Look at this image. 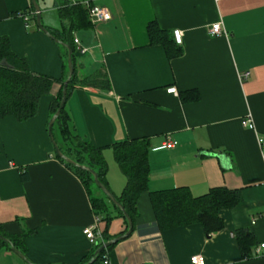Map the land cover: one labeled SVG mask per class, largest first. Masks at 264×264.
Instances as JSON below:
<instances>
[{
  "label": "crops",
  "instance_id": "crops-1",
  "mask_svg": "<svg viewBox=\"0 0 264 264\" xmlns=\"http://www.w3.org/2000/svg\"><path fill=\"white\" fill-rule=\"evenodd\" d=\"M35 1L41 25L54 37L68 26L58 17L63 3L85 7L90 1L111 15L110 21L95 24L88 17L89 28L72 32L78 41L76 78L101 70L110 89L75 84L64 109L74 135L104 148L106 181L114 196L126 180L109 147L149 140L148 190L137 200L130 235L107 252L108 263L191 264L190 258L200 255L204 264H264V248L255 253L264 244V149L256 140L264 139V0ZM30 6V0H0V36L8 37L11 50L34 74L63 78V47L35 25ZM18 11H24L26 22L12 15ZM218 22L225 35H209ZM150 23L172 37L180 32L178 56L168 58L161 45L150 44ZM169 87L177 94H168ZM60 88L54 82L38 113L25 122L0 118V225L10 236L30 232L23 255L31 264H81L94 244L83 229L96 227L110 236L126 229L111 208L115 217L109 223L95 222L83 184L54 157L47 123ZM187 91L196 99L182 102L179 92ZM247 114L253 130L241 125ZM166 140L176 145L162 148ZM177 187L188 188L194 197L217 187L240 190L242 200L219 211L223 229L209 236L199 224L161 231L149 192ZM237 231L254 237L253 257L241 256ZM0 264L26 263L0 248Z\"/></svg>",
  "mask_w": 264,
  "mask_h": 264
},
{
  "label": "trees",
  "instance_id": "trees-1",
  "mask_svg": "<svg viewBox=\"0 0 264 264\" xmlns=\"http://www.w3.org/2000/svg\"><path fill=\"white\" fill-rule=\"evenodd\" d=\"M30 9L32 11V18L34 19L35 14L32 5ZM23 12L18 11L12 13V15H22ZM57 12L58 17L66 21L68 26L64 28L61 37L56 35L55 38L71 47L73 62L74 43L72 32L91 26L87 9L81 4H69L66 2L59 7ZM49 33L53 35V33ZM147 33L150 44L161 45L166 51L168 58L179 55L180 50L176 46L174 38L166 31L160 30L155 23L148 25ZM62 49L67 56L65 47ZM66 76L67 69L65 70L64 77L58 80L49 76L34 74L30 70L27 60L18 57L11 50L8 37L0 36V118L10 116L17 122L22 123L34 117L38 113L40 99L49 93L54 82L59 81L61 88L49 105L51 117L59 105L62 84ZM75 84L100 90L110 89L108 77L101 70L94 72L82 80H78L73 71L72 77L67 85L66 98ZM179 97L182 102L193 101L196 99V93L192 91L179 92ZM51 132L53 140L60 152L77 165L86 166L94 171L99 182L109 190L106 181L108 166L103 155L104 148L95 147L89 141L72 133L68 125V117L64 107L56 118ZM109 149L112 151L114 162L126 180L120 195L115 196V198L130 218L133 229L135 219L138 215L137 200L142 193L148 190L149 140L147 138L126 140L112 144ZM54 157L79 178L87 192L92 212L96 218L109 223L115 217L114 215L112 216V211H114L113 213L117 217L122 218L124 224L127 225L122 213L111 205L93 183L90 173L65 163L55 154ZM21 178L23 180L26 179L24 174H21ZM148 196L159 230L165 231L177 227L199 224L206 236L223 229L224 225L218 215L219 211L221 209L233 208L242 200L240 190H231L224 187L211 188L207 193L197 197L192 196L186 187L149 192ZM110 208L112 211H110ZM125 231L126 229L118 235L123 234ZM28 234L30 232L10 236L4 232L0 225V236L9 239L13 246L21 253H24V239ZM118 235L110 236L103 232L101 235L102 240L95 242L97 245H94L95 243L93 244V248L81 264H87L94 258V252L99 245ZM235 239L241 256L244 259L253 257V249L256 245L254 237L246 231H237ZM113 246L106 248L96 256L92 264H102L107 252ZM0 248L10 250L9 245L2 241H0Z\"/></svg>",
  "mask_w": 264,
  "mask_h": 264
},
{
  "label": "water",
  "instance_id": "water-1",
  "mask_svg": "<svg viewBox=\"0 0 264 264\" xmlns=\"http://www.w3.org/2000/svg\"><path fill=\"white\" fill-rule=\"evenodd\" d=\"M31 5L33 7L34 10V14H35V25L41 30L43 31L46 35H48L53 41L59 43L60 45H62L63 47H65V49L67 50V61H66V67H67V76L66 79L64 80L63 84H62V90H61V99L59 102V105L55 111V113L49 118L48 123H47V133H48V137L50 139V142L52 144L53 150L55 155L63 160L65 163L73 166V167H77L79 169H82L88 173L91 174L92 179H93V183L96 185V187L99 189V191L107 198V200L111 203V205H113L114 207H116L123 215L124 219L126 220V231L121 234L118 235L108 241L103 242L101 245H99L95 252H94V258L96 256H98L103 250H105L106 248L116 244L118 241L128 237L132 231V222L130 220V218L128 217V215L125 213L122 205L116 200L115 196L103 185L99 182L98 177L96 175V173L94 171H92L90 168L86 167V166H80L77 165L75 162H73L72 160H70L69 158L65 157L60 150L58 149L56 143L53 140V136H52V132H51V128L56 120V118L59 116L61 110L64 107L65 101H66V92H67V85L72 77L73 71H74V65L72 62V49L68 44H65L63 42H61L60 40L56 39L54 36H52L40 23V9L36 3L35 0H30ZM0 241L5 242L6 244L9 245L10 250L15 253L18 257H20L26 264H31L28 262V260L25 258V256L23 255V253H21L19 250H17L13 244L11 243V241L9 239H6L2 236H0ZM94 245H97V243H95ZM94 258L91 259V261H89L87 264H92V262L94 261Z\"/></svg>",
  "mask_w": 264,
  "mask_h": 264
},
{
  "label": "built area",
  "instance_id": "built-area-1",
  "mask_svg": "<svg viewBox=\"0 0 264 264\" xmlns=\"http://www.w3.org/2000/svg\"><path fill=\"white\" fill-rule=\"evenodd\" d=\"M84 5H85V8L87 9L88 17L92 23H94V24L95 23H105V22H108L111 20V15L106 8L101 7V6H97V5H93V4H91L90 1L86 2ZM22 16L26 22L27 18L24 15H22ZM26 27H27V25H26ZM208 34L211 36H220V35H225V31H224V29H222L221 23L218 22V23L211 25V27L208 29ZM173 38H174V41L176 44L181 43V34L179 31H174ZM73 43L77 44L78 41L76 39H73ZM246 75L247 74H245L244 76H246ZM166 92L168 94H174V95L177 94V91L174 87L167 88ZM241 125H242V127L247 128L249 130L254 129V124H253V121H252L251 116L249 114H247L242 119ZM256 140H257L259 147L261 149H264V139L260 136H256ZM175 145H176V142L171 141V140H166L162 144V148L170 149V148H173ZM97 220H98V218L95 219V222H97ZM82 234L91 243L97 242V239H98V241L102 240L101 233L96 227L83 229ZM263 248H264V244H260L259 247L256 249L255 253L258 254L259 251ZM190 263L191 264H204V260L200 255H194L190 258ZM102 264H109L108 259H107V255L104 257Z\"/></svg>",
  "mask_w": 264,
  "mask_h": 264
}]
</instances>
